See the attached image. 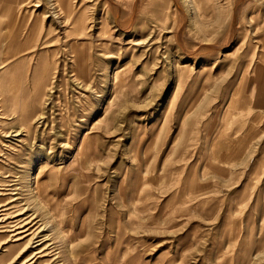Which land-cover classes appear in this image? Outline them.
Listing matches in <instances>:
<instances>
[{
  "label": "rangeland",
  "instance_id": "374dc122",
  "mask_svg": "<svg viewBox=\"0 0 264 264\" xmlns=\"http://www.w3.org/2000/svg\"><path fill=\"white\" fill-rule=\"evenodd\" d=\"M263 74L264 0H0V264H264Z\"/></svg>",
  "mask_w": 264,
  "mask_h": 264
},
{
  "label": "bare ground",
  "instance_id": "6f19581e",
  "mask_svg": "<svg viewBox=\"0 0 264 264\" xmlns=\"http://www.w3.org/2000/svg\"><path fill=\"white\" fill-rule=\"evenodd\" d=\"M61 6V5H60ZM61 8H62V10H63V14H64V16H65V18L67 19V20H69V19H74V16L72 15L73 14V12H74V7L72 8V9H70L69 8V5L68 6H66L65 5V3H64V5H62L61 6ZM14 19H15V17H14ZM21 19V18H20ZM19 19V20H20ZM15 21V20H14ZM21 21V20H20ZM76 22V21H75ZM16 24V23H15ZM30 24V23H29ZM28 24V25H29ZM14 25V24H13ZM32 25V24H31ZM17 26V24L14 26V27H16ZM30 27V26H29ZM7 29V28H6ZM5 29V30H6ZM10 29H12V28H10ZM26 29V28H25ZM30 29V28H29ZM36 29V28H35ZM35 29H34V31H35ZM44 30V29H43ZM29 31V30H28ZM44 32V31H43ZM4 34V33H3ZM5 35V34H4ZM3 36V35H2ZM25 37V36H24ZM9 37H6L5 38V43H9ZM23 39V38H22ZM38 40V36H37V34H36V32H33V33H31V34H29V37H27L26 39H24V40H22L21 41V44H20V46H19V48H18V50L16 51V53L11 57V59L13 60V59H15V60H17V59H19L20 57H19V55L20 54H25L26 56H27V59H26V63H27V65H28V68H27V71H26V73L24 74V76H23V78L26 80V78L28 77V75H29V72H30V70L32 71V69L34 70V77H37V76H39V70L37 69V65L38 64H40V63H43V62H45L46 63V61H47V56L45 57V60H43V58L41 57V56H39L38 55V48H39V46L40 45H36L35 43H36V41ZM32 45V46H31ZM24 56V55H23ZM10 60V59H9ZM24 62V63H25ZM33 62L36 64V65H33ZM263 71V70H262ZM32 73V72H31ZM48 73V71L47 70H45L44 71V73H43V75H42V77L43 76H45L46 74ZM262 76H264V74L262 75ZM31 81V80H30ZM24 82V81H23ZM22 82V83H23ZM38 82H39V85L38 86H40V85H42V81L40 82V79L38 80ZM23 84H25V83H23ZM27 84V83H26ZM38 86H37V88H38ZM22 87H23V85H22ZM22 87H21V89H22ZM31 91V90H30ZM32 91H33V88H32ZM15 92V91H14ZM13 92V93H14ZM24 92V91H23ZM38 93V92H37ZM14 94H16V93H14ZM21 94V93H20ZM30 94H32V93H30ZM29 94V95H30ZM24 95V94H23ZM30 97V96H29ZM33 97V96H32ZM32 97H31V99H32ZM29 99V98H28ZM39 100V99H38ZM27 101V100H26ZM15 103L17 104V108L18 109H20V110H18V111H20V112H26V109L25 108H23L24 107V102L19 98V96H18V98L16 99V101H15ZM23 108V109H22ZM221 139H223V138H221ZM221 139L220 140H218V141H220V142H222L221 141ZM225 139V138H224ZM227 139V138H226ZM225 139V140H226ZM225 140H223V142L225 141ZM236 140V139H235ZM228 141H229V139H228ZM231 141V140H230ZM234 141V140H233ZM222 142V143H223ZM226 142H227V140H226ZM218 143V142H217ZM216 143V145H218ZM229 142H227L226 144H228ZM234 143V142H233ZM221 144V143H220ZM223 144H225V142L223 143ZM225 144V145H226ZM230 144V143H229ZM232 144V143H231ZM215 145V146H216ZM229 146V145H228ZM234 146V145H233ZM230 147V146H229ZM244 147V146H243ZM226 149V148H225ZM223 150V149H222ZM227 150V149H226ZM225 151V150H224ZM232 153L231 154H233V151H231ZM238 152V151H237ZM215 153H218V152H215ZM219 153H222V152H220L219 151ZM228 153V152H227ZM224 154V153H223ZM218 155V154H217ZM226 155V154H225ZM215 156V155H214ZM224 156V155H223ZM223 158V157H222ZM227 158H228V156H227ZM224 159H225V157H224ZM226 160V159H225ZM224 160V161H225ZM194 172V171H193ZM193 175V174H192Z\"/></svg>",
  "mask_w": 264,
  "mask_h": 264
}]
</instances>
